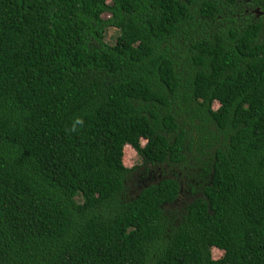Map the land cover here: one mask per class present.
<instances>
[{"label":"trees","instance_id":"trees-1","mask_svg":"<svg viewBox=\"0 0 264 264\" xmlns=\"http://www.w3.org/2000/svg\"><path fill=\"white\" fill-rule=\"evenodd\" d=\"M0 264H264V0H0Z\"/></svg>","mask_w":264,"mask_h":264},{"label":"rangeland","instance_id":"rangeland-1","mask_svg":"<svg viewBox=\"0 0 264 264\" xmlns=\"http://www.w3.org/2000/svg\"><path fill=\"white\" fill-rule=\"evenodd\" d=\"M104 18H107L105 15ZM118 32L115 29L109 28L105 33V41L107 44L113 45L115 43V40L117 38ZM214 108H217V105H214ZM142 163L141 159L136 155V153L131 150L127 149L124 154V165L128 168H134L137 166H140ZM212 256L214 258H220L221 252L219 250H212Z\"/></svg>","mask_w":264,"mask_h":264}]
</instances>
